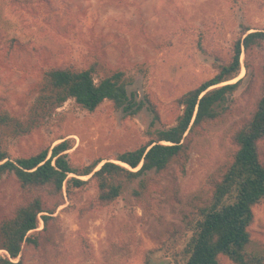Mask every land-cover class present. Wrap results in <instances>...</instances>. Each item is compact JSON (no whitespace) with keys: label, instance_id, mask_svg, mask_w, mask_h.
Segmentation results:
<instances>
[{"label":"rangeland","instance_id":"obj_1","mask_svg":"<svg viewBox=\"0 0 264 264\" xmlns=\"http://www.w3.org/2000/svg\"><path fill=\"white\" fill-rule=\"evenodd\" d=\"M49 1L46 13L50 14L41 16L30 30H21L14 17L9 20L3 14L0 19V112L5 110L12 118L4 145L16 159L69 139L70 162L80 169L97 160L118 163L117 155L139 148L155 131L175 125L182 113L177 99L212 79L219 65L232 59L244 27L250 32L264 29V0ZM47 19H54L55 25L47 24ZM96 61L102 76L122 71L130 79L129 94L143 103L135 114L116 109L109 101L89 112L70 99L49 120L25 131L35 119L32 106L45 69L67 65L80 70ZM241 61L245 73L226 103L228 116L194 141L184 174L175 164L161 179L151 174V197L144 204L132 193L139 180L127 183L112 204L95 207L97 187L92 181L71 188L70 193L64 184L62 196H51V188L24 190L16 177L4 176L0 225L34 197L45 199L54 211L44 233L47 238L40 237L41 247L25 249L23 264L179 260L189 241L183 217L203 195L205 180L217 176L227 162L230 132L248 118L261 95L264 48L254 49L247 59L242 55ZM261 147L264 151V141ZM254 212L250 250L264 253V201ZM43 229L41 220L36 231ZM6 255L0 250V256ZM220 262L233 264L226 257Z\"/></svg>","mask_w":264,"mask_h":264},{"label":"trees","instance_id":"obj_2","mask_svg":"<svg viewBox=\"0 0 264 264\" xmlns=\"http://www.w3.org/2000/svg\"><path fill=\"white\" fill-rule=\"evenodd\" d=\"M32 1L0 0V19L5 14L9 20L15 18L14 22L21 30H30L41 16L50 14L46 10L51 3L49 0H35L38 2L34 7H28L27 4ZM52 22L55 25L54 19H47L46 23ZM46 27H49V32L52 30L49 25ZM250 30L244 27L242 37L234 44L232 59L219 65L212 79L177 99L182 113L175 125L155 131L147 143L115 157L128 167L108 160L98 168L102 160H97L92 165L75 168L68 155L73 147L69 139L29 157L12 159L4 145L12 118L7 111H1L0 180L13 175L22 189L51 188V196H62L64 184L70 193L71 188H79L92 181L97 187L93 202L95 207L112 204L122 196L127 183L139 180L138 189L132 193L144 204L147 197H151V174L161 179L174 164L184 174L194 141L208 126L216 125L228 116L229 105L226 103L243 78L235 83L229 81L241 73L244 67L242 55L247 59L254 49L264 48V29ZM99 66L100 63L96 61L80 70L67 65L45 69L38 82L37 100L32 106L35 119L25 131H29L35 123H41L42 119L43 122L49 120L70 99L89 112H94L109 101L116 109L135 114L143 103H138L134 95L129 94L130 79L122 71H112L102 76ZM263 141L264 67L261 95L255 108L245 121L239 122L230 132L228 144L231 150L227 162L221 166L217 176L205 180L203 195L197 198L194 208L184 215L189 241L182 250L181 258L168 264H221L222 257L233 264H264V253L250 250L254 209L264 201ZM89 175V179H81V176ZM53 213L48 209L47 201L41 197H34L18 206L0 225V250L7 253L4 257L0 256V264H23L25 249L41 247L40 237L48 233ZM41 220L45 229L36 231ZM18 258L19 261L14 262Z\"/></svg>","mask_w":264,"mask_h":264},{"label":"bare ground","instance_id":"obj_3","mask_svg":"<svg viewBox=\"0 0 264 264\" xmlns=\"http://www.w3.org/2000/svg\"><path fill=\"white\" fill-rule=\"evenodd\" d=\"M241 72H242V73L240 74L239 77H237V78H235V79L229 81V83H235L238 79H240L241 77H243V76H244V73H245V68H243V70H242ZM103 163H104V162H103ZM103 163H101L99 167H101V166L103 165ZM118 164H121V165H123V166H125V167H128L126 164H124V163H122V162H119V161H118ZM129 168H130V167H129ZM133 170H138V168H137V169H133ZM86 177H89V176H86Z\"/></svg>","mask_w":264,"mask_h":264}]
</instances>
